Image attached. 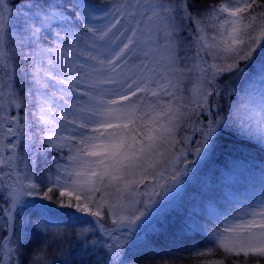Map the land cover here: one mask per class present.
Wrapping results in <instances>:
<instances>
[{
    "label": "snow or ice",
    "instance_id": "1",
    "mask_svg": "<svg viewBox=\"0 0 264 264\" xmlns=\"http://www.w3.org/2000/svg\"><path fill=\"white\" fill-rule=\"evenodd\" d=\"M100 8L98 0H20L19 6L14 0H0V145L11 153L0 160V168L15 167L21 135L41 145L35 160L29 155L23 178L16 174L8 194L9 222L13 213L31 212L25 221L29 234L21 231L16 236L13 229L3 240L0 264H76L77 258L88 264L98 245L106 264H126L138 232L159 203L152 197L163 199L187 172L186 157L175 155V145L181 143L177 135L198 109L210 110L209 97L221 94L217 80L242 79L264 91V0L117 3L108 7L111 19L103 27L93 23L107 18L98 15ZM17 17L23 24L13 34L11 20ZM186 23L195 32L192 55L180 40ZM64 24L77 32L54 31ZM49 34L54 35L58 58L51 56L52 47L43 46ZM69 37L72 43L64 47ZM134 57L143 59L138 71L129 75ZM193 72L194 80L188 75ZM185 80L191 84L188 97L183 95ZM57 92L68 105L59 112V119L67 122L61 127L69 130L67 125H73L70 131L75 135H58L59 128L50 127L57 116ZM70 93L87 99L69 104L65 95ZM30 105L31 124L29 111L20 115ZM217 108L219 117L223 109L218 102ZM258 124V139L264 145V116ZM33 126L40 130L35 139L24 131ZM229 128L241 137L250 131L244 123L232 121L231 113L210 121L200 129L196 154L215 150L217 137ZM10 137L16 139L4 143ZM183 143H188L187 137ZM48 153L54 154L51 162L56 167L41 172V160L48 163ZM58 157L69 163L61 164ZM149 179V190L141 192L140 185ZM73 212L97 218L92 227L71 234L77 251L64 249L70 234L57 222ZM107 214L118 229L109 230L102 223ZM97 229L111 242L93 239L91 233ZM113 231L126 236L113 237ZM209 241L210 246L197 251L200 264H264V197L241 222L222 230L218 226ZM94 264H101L99 256Z\"/></svg>",
    "mask_w": 264,
    "mask_h": 264
},
{
    "label": "trees",
    "instance_id": "2",
    "mask_svg": "<svg viewBox=\"0 0 264 264\" xmlns=\"http://www.w3.org/2000/svg\"><path fill=\"white\" fill-rule=\"evenodd\" d=\"M130 1L132 0H98L101 7ZM14 2L17 6L20 5V0H14ZM56 2H59V0H56ZM57 27L58 25L54 29ZM12 32L15 34L14 29H12ZM190 43L191 46L188 45L190 49L188 55H192L195 51L191 41ZM191 77L193 76L191 75ZM243 82L250 85L246 80H243ZM216 84L221 91L220 96L217 97L214 94L213 97H209L210 110L198 109L196 111L191 122L182 133L183 137L178 138L181 143L175 145V155L181 159L186 157L187 172L181 178L179 187L169 192L163 199L156 196L152 197L153 200H159V203L149 217V222H146L142 226V230L138 232L137 244L129 249L126 264H200L201 258L197 255V251L202 250L206 245L210 246L209 238L212 228L217 230L218 226L219 228L223 226L225 220L235 219L233 216L240 217V214L235 213V210L241 194L247 193L252 196L258 194L255 182L264 177V145L253 142L251 135L241 137L234 134L230 128L224 129L216 139L215 150L208 149L200 155L196 154V147L201 141L200 129L206 128L210 121L219 119L222 115H226L225 118H228L236 103L244 102L249 108L251 103L246 100L251 99V93L256 86L251 85L249 89H245L246 98L237 99L233 96L232 90H243L245 88L243 85L237 83L236 80H226L223 83L217 80ZM185 85L183 95L185 97L191 96L192 93L188 90L191 84L185 81ZM255 95L256 93L253 92L252 98ZM217 102L223 109L220 111L219 117L216 115L217 112H214V109L219 111ZM31 107L30 105L29 109L20 110V115L23 117L24 112L29 111L28 120L32 123ZM15 112L16 110L13 108L11 114L14 115ZM39 135V128L33 126L30 136L35 139ZM184 137H187V144L183 143ZM31 146V153L28 154V157L31 155L32 159L35 160L37 156L36 149L41 147L39 140L35 139V142L31 144L20 143V147L25 149ZM181 149H183V155ZM21 157L22 154L20 148H18V164L21 163ZM52 158L53 154L48 153L46 156L48 163H45V159L41 160V171L53 164L51 162ZM193 161L194 163H192ZM24 162L28 163L25 159ZM178 166L183 170V164H178ZM4 169L8 172L12 171L10 168ZM12 179H16V176L12 175V178L8 176V179L4 180L3 191L0 192V247L2 248L3 240L9 239L13 235V228H24L21 220L24 219L22 215L25 212H19V216L13 213L14 219L11 224L6 218L7 210L11 205V199L6 192H9V190L11 192L9 182H12ZM0 182H2L1 177ZM161 183L164 182L161 181ZM151 184V179L145 181V184H141V192L149 190L146 189L145 185L151 186ZM3 194L4 198H2ZM136 199L147 200L148 197L137 196ZM105 212L107 213V209H105ZM25 214L31 215V212ZM96 219L87 216V219H79L78 221L71 213L57 218V222L61 224V227L66 226V230L70 234L64 242V249L77 251L78 243L71 234L74 231H79L82 227H92L95 225ZM84 221H91L92 225L85 224ZM102 223L109 230L118 229V225L112 222L110 214L105 216V221ZM204 223L205 225L201 226ZM91 235L100 244L111 242L99 229L92 232ZM112 236H120L123 239L126 233L113 231ZM97 256L100 257L101 264H106L104 250L99 245L97 246L96 255L88 261V264H94ZM76 264H80L78 258Z\"/></svg>",
    "mask_w": 264,
    "mask_h": 264
},
{
    "label": "rangeland",
    "instance_id": "3",
    "mask_svg": "<svg viewBox=\"0 0 264 264\" xmlns=\"http://www.w3.org/2000/svg\"><path fill=\"white\" fill-rule=\"evenodd\" d=\"M130 2H135V0H132ZM143 2L147 3L148 0H143ZM127 3H129V2H127ZM110 6L111 5H109V6L104 5L103 7H101L99 12H98V15L101 17H106L107 16V9ZM110 19H111V17L107 16L106 19H98V20H95L93 23H95L99 27H103L108 22V20H110ZM12 20H14V21H12ZM12 20H11V26H12V29H14V31L16 33V30L19 29L20 26L23 24V18L17 17V18L12 19ZM121 24H127V21L122 20ZM117 27L119 28L120 25H117ZM65 30H67L71 33L77 32V30L74 27H71L69 24L58 25V27L56 29H54V31H61L62 34H63V31H65ZM194 39H195V32H194L193 26L189 27V25H187V23H186L184 30L180 33V40L182 42L183 48L185 50L189 49V47L191 46L190 41L193 44ZM49 42H51V43H49ZM71 43H72V40H71V37H69V39L66 42V44L64 45V47L71 45ZM188 45H189V47H188ZM43 46L44 47H52L53 51L51 53V56L53 58H58V53L56 52V49H55V39H54L53 34H49L46 37ZM142 59H143V57H141V59H137L134 57L132 60L129 61V65L131 66V70L129 72V75L138 71L137 65H139L141 63ZM65 66H66V64H65ZM189 74H190V76L191 75L193 76L192 77L193 80L195 79V76L197 75L196 72L189 73ZM69 75H71V73H69ZM185 81H188V80H185ZM236 82L239 83L240 85H243L245 88L243 90L233 89L232 90L233 96L236 97L237 99L246 98L247 95H246L245 89H249L251 84L250 85L245 84L242 79L236 80ZM74 86L83 87L82 85H75V84H74ZM105 87H113V86L112 85H105ZM227 89H229V88H227ZM253 92L256 93V95L252 98ZM59 96H60V93L57 92L56 99H55V106L53 107V112H56L57 116L55 118H52V123H51L50 127H52L53 129L59 128V131L56 133L58 135H63V136L75 135V133L70 131V129L72 127H74L73 125H67V128L69 130H65L64 127H61L63 125H66L67 122L59 119V112L64 110L65 108H67L68 105H65L64 102L59 99ZM65 99L68 100L69 104H72V103H75L76 99L86 100L87 98L86 97H77L76 93H70V95L69 94L65 95ZM235 100L236 99L234 98V101ZM246 101L251 103L249 108L247 107V105L244 102L235 104V106L231 110V120L235 121L237 123H240V122L244 123V126L248 129H250V131L246 135L247 136L251 135L253 142H255L257 144L259 143L261 145L260 140L258 139V136H259L258 121L261 119L262 116H264V91H262L260 89L258 84L255 86V88L253 89V91L251 93V99L246 100ZM214 112H218V111L216 109H214ZM225 116L226 115H222L221 117L225 118ZM248 121H249V123H247ZM29 123L31 124L30 121H29ZM32 129H33V127H29V128H25L24 131L27 132L30 136L32 133ZM179 137H183V134H178L177 139ZM14 139H16V137H10L9 140L4 141V143H10ZM19 139H20V143L21 142L30 143L28 141V139L23 135H21L19 137ZM18 148H20V152L22 154L21 163L18 164V158H17V153H16V159L14 161L15 167L10 168V170H12L10 172L14 173L13 176H16V174H19L21 176V178H23V174L26 171V169H25L26 162H24V159H25V161L29 162L28 154L31 153L30 151L32 149V146L28 149L22 148L20 146ZM64 153L67 155H70L67 152V148L64 149ZM10 154L11 153L9 151H5L2 147V145H0V160H3L4 157H6L7 155H10ZM57 159L59 160V162L61 164H68L69 163V161H67L66 159H63L60 157H58ZM55 167H56L55 163H53L49 166V168H52L53 170L55 169ZM5 172H6V170L4 168H0V177L2 179V182H0V192L1 193L3 191L2 186H4V183H3L4 180L8 179V176L4 175ZM41 172H43V170ZM11 178H12V176H11ZM157 179H159V178H157ZM15 180L16 179H12V182H9L10 185H12ZM8 181H5V182H8ZM255 185H256V188L258 190V192H257L258 194L256 196H252L251 194L243 193L238 198L239 202L236 204L235 213L240 214L239 215L240 217L233 216V217H235V219L229 218V219L225 220L223 222V226L219 229L222 230L223 227L228 226L229 224H235V223L241 222V218H243V217H241V215L244 216L245 212L250 211L258 203V201L262 197H264V177L262 179H260L259 181H256ZM9 193H10V190H9V192H6L7 195ZM97 195L99 196V194H97ZM4 197L5 196L3 194L2 198H4ZM8 197L11 199V197L9 195H8ZM64 199H67V198L65 197ZM38 202H40V201H38ZM33 203H36V201H34ZM79 215H80V218H82V219H87V216H89L87 214H79ZM29 216H31V215H26L25 213L22 215V218H24L21 220V223L24 226L23 229L17 228V227L13 228V229H21V230L15 231L16 236H19L21 231H24L26 235L29 234L27 231L26 223H25V221L27 220V218ZM6 218H7V220H9V214L8 213L6 215ZM11 222H10V224H11ZM203 225H205V223L202 224L201 226H203ZM213 231H216L215 228H212V232ZM0 249H2V247H0ZM0 253H2V251H0Z\"/></svg>",
    "mask_w": 264,
    "mask_h": 264
}]
</instances>
